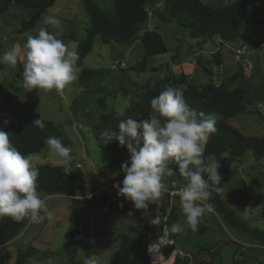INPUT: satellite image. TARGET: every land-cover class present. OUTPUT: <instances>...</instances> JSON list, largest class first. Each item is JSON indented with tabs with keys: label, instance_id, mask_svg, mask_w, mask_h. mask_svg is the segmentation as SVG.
<instances>
[{
	"label": "rangeland",
	"instance_id": "obj_1",
	"mask_svg": "<svg viewBox=\"0 0 264 264\" xmlns=\"http://www.w3.org/2000/svg\"><path fill=\"white\" fill-rule=\"evenodd\" d=\"M85 1L57 0L35 27L27 32H20V29L22 23L32 15L31 10L10 8L0 15V54L10 50L13 44L23 45L26 34L36 35L40 27H47L52 33L59 32L58 38L63 40L69 50L76 51L78 42L85 39L90 24ZM91 1L105 10L114 9V0ZM233 1L204 0V3L217 7ZM164 6V0H161L157 9L162 11ZM148 10L152 16L147 30H156L161 34L169 52L152 58L147 64V71L134 69L143 59L144 52L139 40L131 46H121L104 44L97 37L84 66H77V80L63 90L39 94L38 113L45 120L53 121L61 127L64 137L70 143L68 148L71 149L72 159L57 163L45 148L37 155L36 167H66L76 177L81 198L103 194L110 197L108 206L84 212L75 244V259L82 264H89L90 260L95 264H109L110 256L118 249V239L125 234L136 236L130 227L146 233L147 239H157L163 225L162 218L161 226H152L148 216L136 209L131 201L128 213H123L122 200L117 190H114L116 184L122 183L123 177L118 170L107 168L104 151L96 143L92 132L93 125L99 123L100 117L117 113L118 108L125 111L139 100L140 89L137 85L144 82L156 84L166 76L186 75L189 81L199 86L213 83L228 92L238 89L241 82H244V87L255 88L264 81V0H259V9L249 10L247 17L241 21L240 32L244 39L236 41L238 45L224 42L219 37L194 40L188 30L174 23L163 24L159 22L153 8ZM49 17L60 21L59 29L44 24L45 18ZM144 32H140L139 36ZM242 45L247 48L241 50ZM84 68L98 71L100 75L94 81L83 83L80 74ZM22 71L21 63L15 67L0 65V88L9 99L18 103L25 101L28 92L22 86ZM5 120L10 123L5 125ZM228 123L245 136L264 138V108H259L255 115L241 114ZM0 130L9 134L13 132L12 116L0 112ZM215 157L220 164L221 178L227 180L222 199L250 227L264 230V159L256 161L252 151L241 158L228 154ZM171 180L178 182L174 175L166 178L167 185ZM178 183L183 184V187L186 181ZM106 186L112 189L103 191ZM40 195L52 216L38 224L22 221L19 235L4 249L9 256L7 264H15L18 254L27 249H35L36 254L28 258L25 264H74L64 250L66 235L71 226L69 217L72 202L64 196ZM168 201V197L162 194L157 205L149 206L148 212L154 215L158 206L161 214L165 215ZM5 218L8 217L0 220ZM182 219L177 195L172 199V215L167 225L171 228ZM198 229L204 230L199 237L192 236V230L187 226L180 233H172L180 251L178 254L175 252L172 260L176 259L177 262L181 259L179 264H264V245L228 226L223 216L214 210L205 213Z\"/></svg>",
	"mask_w": 264,
	"mask_h": 264
},
{
	"label": "trees",
	"instance_id": "obj_2",
	"mask_svg": "<svg viewBox=\"0 0 264 264\" xmlns=\"http://www.w3.org/2000/svg\"><path fill=\"white\" fill-rule=\"evenodd\" d=\"M57 0H0V15L9 11L10 8H25L32 12L28 21L22 23L20 32H27L33 29L46 11L55 5ZM161 0H114V9L105 10L94 4L91 0L85 1V9L90 19L86 29V37L78 42L77 50L79 59L76 62L78 67L84 66L86 57L92 52L94 42L100 37L104 44H118L131 46L137 40L143 48V59L137 63L134 69L147 71L148 62L162 54L169 52L161 34L156 30H147L150 11L155 10L159 22L163 24H177L188 30L192 39H213L219 37L224 42H236L244 39L240 32V23L249 14V10L259 9V0H234L228 5L212 7L204 0H164V9L158 10ZM145 31L142 36L139 33ZM72 40H76L72 38ZM217 57V62L218 61ZM100 73L95 70L84 68L80 74V81L89 83L98 78ZM186 85L185 100L187 104L197 111L205 114H216V132L211 135L205 146L204 157L220 156L228 154L235 158L243 157L247 152L252 151L256 161L264 159V138L256 136H245L228 121L241 114H258L259 108H264V81L255 88L244 87L241 82L238 89L228 92L224 87L206 83L201 86L189 81L186 75L179 77L166 76L156 84L144 82L137 85L140 89L139 100L132 103L123 115L117 113L103 114L99 123L92 127L96 143L105 154L104 161L111 170H118L124 178L122 164L130 159L126 147L120 146L116 140H102L100 133L104 129L118 131V123L121 119L132 117L137 120L149 118L152 111L151 100L167 85L173 87ZM104 100V99H103ZM102 100V101H103ZM40 95L37 90L27 92L23 103L9 99L0 88V112L8 114L13 118V132L10 134V142L22 153L40 154L45 148V140L55 137L64 146L70 145L67 138L53 121L45 120L38 113ZM44 121L43 128L34 123L37 119ZM174 170L175 179L186 181L179 174L176 165H170ZM39 175L36 179L37 191L41 194L64 196L71 200V213L69 217L70 228L64 242V250L69 260L74 264H82L75 259V244L77 232L83 221L84 212L87 210H100L110 204L108 195H95L90 198L80 197V188L76 184V177L70 174L64 166L41 165L37 167ZM205 178H207L205 176ZM227 180L220 181L222 191ZM183 185V184H182ZM220 193H212L209 203L213 210L222 215L224 221L231 228L249 235L254 241L264 245V230L250 227L249 224L222 199ZM120 198V197H119ZM169 200V199H168ZM123 213H128L129 201H121ZM166 211V210H165ZM172 215V214H171ZM264 217V208L262 210ZM168 223V222H167ZM22 222H15L10 217L0 220V264H7L8 254L5 247L12 242L20 233ZM163 228V225H162ZM130 234L122 235L119 240L118 249L109 258V264H151L148 253V241L146 233L130 227ZM162 230L160 232V235ZM204 230L198 229L191 232L192 236L199 237ZM172 234V233H171ZM173 236V235H172ZM174 238V237H173ZM176 245L165 247L164 252L168 257ZM36 254L35 249H27L20 252L15 264H25L28 258ZM178 259L176 264H179Z\"/></svg>",
	"mask_w": 264,
	"mask_h": 264
},
{
	"label": "clouds",
	"instance_id": "obj_3",
	"mask_svg": "<svg viewBox=\"0 0 264 264\" xmlns=\"http://www.w3.org/2000/svg\"><path fill=\"white\" fill-rule=\"evenodd\" d=\"M44 24L59 29L60 21L49 17ZM58 35L59 32H49L47 27H40L36 35L26 34L23 45L13 44L10 50L0 54V65L15 67L21 63L22 86L28 92L37 90L43 95L65 89L78 78L79 56ZM185 90L184 84L165 86L152 98L149 118L121 119L118 131L104 129L100 133L102 140H116L127 148L130 159L121 166L124 178L122 184L114 187L119 197L131 201L148 216L152 226L159 227L162 218L165 223L168 219L158 206L154 215L148 209L150 205H157L162 194L168 191L166 178L175 174L170 165H176L186 180L176 193L183 219L171 228H163L162 234L149 245L150 253L166 246L169 234L180 233L185 226L196 232L205 213L213 210L209 203L212 193L222 191L218 159L204 157L205 146L216 132L217 116L191 108L185 100ZM123 112V108H118L117 116ZM9 123L4 121L5 125ZM33 124L43 128L44 121L40 118ZM45 146L57 163L72 159L71 149L55 137L47 138ZM36 159L35 153L20 152L10 142V134L0 130V218L10 217L17 223L28 220L33 224L51 218V210L37 191ZM89 264L95 262L90 260Z\"/></svg>",
	"mask_w": 264,
	"mask_h": 264
},
{
	"label": "built area",
	"instance_id": "obj_4",
	"mask_svg": "<svg viewBox=\"0 0 264 264\" xmlns=\"http://www.w3.org/2000/svg\"><path fill=\"white\" fill-rule=\"evenodd\" d=\"M149 15L152 16V13L150 12ZM232 44L238 45V43H236V42H234V43L232 42ZM241 47H243V45ZM244 48L246 49L247 47L244 46L243 48H241V50H243ZM242 53H244V52H242ZM118 184H122V183H118ZM181 187H182V185H180L177 181L171 180L168 183V191L165 192V193H163L169 199L168 205L166 207V212H165V215H167L168 219H167L166 223L163 221V228L165 226L168 227L167 222L169 220V217L172 214V199L175 196H177L176 193L178 192V190ZM107 189H112V187L111 186H106L105 188H103V191L104 190L106 191ZM114 190H116V188ZM119 199L120 200H124V201H128L126 198H123V197H120ZM163 228H162V232H163ZM168 238L170 239L169 240V243L166 246H164L162 249H160V250H155L154 249L153 250V253H150L149 250H148L149 259H150L151 264H155V262L157 261L158 257H159V259L157 261V264H176L175 263L176 262V259L172 260V258H173V256L175 255V252H177L178 249L173 250L172 253L168 257L165 255V252H164V248L165 247H171V246L175 245V240H174V238H173V236H172L171 233L169 234V237ZM156 240L157 239H151V240H149L148 241L147 248H149V245L152 244L153 242H155Z\"/></svg>",
	"mask_w": 264,
	"mask_h": 264
},
{
	"label": "bare ground",
	"instance_id": "obj_5",
	"mask_svg": "<svg viewBox=\"0 0 264 264\" xmlns=\"http://www.w3.org/2000/svg\"><path fill=\"white\" fill-rule=\"evenodd\" d=\"M178 253H180V251H179V250L177 251V254H178Z\"/></svg>",
	"mask_w": 264,
	"mask_h": 264
},
{
	"label": "crops",
	"instance_id": "obj_6",
	"mask_svg": "<svg viewBox=\"0 0 264 264\" xmlns=\"http://www.w3.org/2000/svg\"><path fill=\"white\" fill-rule=\"evenodd\" d=\"M195 40H198V39H195Z\"/></svg>",
	"mask_w": 264,
	"mask_h": 264
}]
</instances>
